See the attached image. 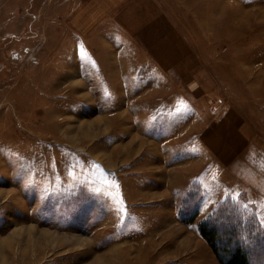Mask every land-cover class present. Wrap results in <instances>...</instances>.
<instances>
[{"label":"rangeland","instance_id":"obj_1","mask_svg":"<svg viewBox=\"0 0 264 264\" xmlns=\"http://www.w3.org/2000/svg\"><path fill=\"white\" fill-rule=\"evenodd\" d=\"M90 1L0 0V259L264 264V0Z\"/></svg>","mask_w":264,"mask_h":264},{"label":"crops","instance_id":"obj_2","mask_svg":"<svg viewBox=\"0 0 264 264\" xmlns=\"http://www.w3.org/2000/svg\"><path fill=\"white\" fill-rule=\"evenodd\" d=\"M126 1L128 2L126 3ZM85 6L87 11L82 16L83 18H164V15L160 13L159 6L153 0H135L134 2L131 0H91ZM259 67L256 75L262 79L264 78V64ZM254 103L259 104L261 101L255 100ZM253 107L254 110L260 109L256 105Z\"/></svg>","mask_w":264,"mask_h":264},{"label":"trees","instance_id":"obj_3","mask_svg":"<svg viewBox=\"0 0 264 264\" xmlns=\"http://www.w3.org/2000/svg\"><path fill=\"white\" fill-rule=\"evenodd\" d=\"M200 232L203 238L209 243L221 264H252L251 253L244 247L238 245L232 248L221 247L224 243H221L223 239L216 226L208 227L207 224L203 223L200 225ZM230 234L227 236L229 237V241H231L230 237H232V233Z\"/></svg>","mask_w":264,"mask_h":264},{"label":"bare ground","instance_id":"obj_4","mask_svg":"<svg viewBox=\"0 0 264 264\" xmlns=\"http://www.w3.org/2000/svg\"><path fill=\"white\" fill-rule=\"evenodd\" d=\"M3 241V240H2ZM1 244H4L3 246L5 247L4 249L5 250H7V254H8V252H9V255H11V250H13V249H11V245H12V242H11V240L10 239H6V240H4L3 242H1ZM1 246V245H0ZM2 248V247H1ZM26 248V247H25ZM22 250H24V249H22ZM1 252H2V249H1ZM22 253H21V258L22 259H20V260H22V263H20V264H27V260L25 261V259L28 257V255H27V253H29V252H27V250L25 249L24 251H21ZM1 254V253H0ZM38 255V254H37ZM3 255H0V257H2ZM6 257V256H5ZM3 258V259H0V264H8V260L6 259V258ZM7 258H8V256H7ZM23 260H24V263H23ZM30 262V261H29ZM9 264H11V263H9ZM13 264V263H12ZM29 264V263H28Z\"/></svg>","mask_w":264,"mask_h":264},{"label":"snow or ice","instance_id":"obj_5","mask_svg":"<svg viewBox=\"0 0 264 264\" xmlns=\"http://www.w3.org/2000/svg\"><path fill=\"white\" fill-rule=\"evenodd\" d=\"M247 206H248L247 204L244 205L245 208H247ZM121 211H123V210L121 209Z\"/></svg>","mask_w":264,"mask_h":264}]
</instances>
